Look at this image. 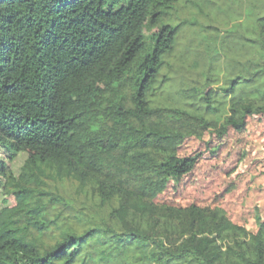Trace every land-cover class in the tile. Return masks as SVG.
I'll list each match as a JSON object with an SVG mask.
<instances>
[{
  "label": "trees",
  "instance_id": "1",
  "mask_svg": "<svg viewBox=\"0 0 264 264\" xmlns=\"http://www.w3.org/2000/svg\"><path fill=\"white\" fill-rule=\"evenodd\" d=\"M179 2L0 0V148L28 151L0 264H264V220L249 234L221 207L154 201L196 166L188 136L264 115V0H246L223 84L211 68L175 83Z\"/></svg>",
  "mask_w": 264,
  "mask_h": 264
},
{
  "label": "rangeland",
  "instance_id": "2",
  "mask_svg": "<svg viewBox=\"0 0 264 264\" xmlns=\"http://www.w3.org/2000/svg\"><path fill=\"white\" fill-rule=\"evenodd\" d=\"M179 1L171 22L182 25L173 54L165 57L173 63L175 83L205 80L204 72L211 68L209 75L219 76L223 84L239 72L238 68L231 72L232 66L245 59L243 40L236 35L254 23L247 16L246 0ZM178 154H200V158L190 173L179 181H168L155 194L157 204L221 207L249 234L258 231L259 218L264 220V115L248 117L244 129L231 128L222 138L212 135L211 130L190 135L179 146ZM27 155V150L7 153L0 148V207L15 204L9 181L19 175Z\"/></svg>",
  "mask_w": 264,
  "mask_h": 264
}]
</instances>
